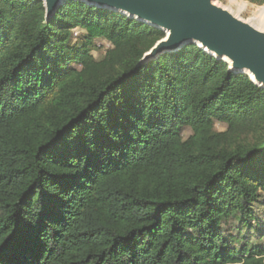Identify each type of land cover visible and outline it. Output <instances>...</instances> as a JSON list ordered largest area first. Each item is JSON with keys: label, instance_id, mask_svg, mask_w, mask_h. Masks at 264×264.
I'll use <instances>...</instances> for the list:
<instances>
[{"label": "trees", "instance_id": "trees-1", "mask_svg": "<svg viewBox=\"0 0 264 264\" xmlns=\"http://www.w3.org/2000/svg\"><path fill=\"white\" fill-rule=\"evenodd\" d=\"M164 36L0 0V264H264V89Z\"/></svg>", "mask_w": 264, "mask_h": 264}, {"label": "water", "instance_id": "water-1", "mask_svg": "<svg viewBox=\"0 0 264 264\" xmlns=\"http://www.w3.org/2000/svg\"><path fill=\"white\" fill-rule=\"evenodd\" d=\"M63 1L42 0L44 18L48 19ZM80 1L109 8L163 31L165 36L143 54L142 62L186 44H195L212 57L226 62L229 71L246 74L264 89V31L212 0ZM244 69L249 70L254 79Z\"/></svg>", "mask_w": 264, "mask_h": 264}, {"label": "rangeland", "instance_id": "rangeland-1", "mask_svg": "<svg viewBox=\"0 0 264 264\" xmlns=\"http://www.w3.org/2000/svg\"><path fill=\"white\" fill-rule=\"evenodd\" d=\"M216 5L222 7V8H225L227 9L228 11H230L233 15H235L236 17L240 18L241 20L253 25L255 28L259 29L257 26V23L254 22V14L256 13L257 10H261L262 11L264 10V6L263 5H256V4H253V3H250L246 0H239V3H241L243 6L242 7H238L237 4H234L232 3L233 0H212ZM264 30V26L260 27ZM79 31L78 30H75V35H77ZM97 46L99 47L97 50H95L93 52L94 56L96 58H101L103 55H104V52L107 48L110 47V44L108 42H106L105 40H98L97 41ZM217 128L222 130L224 128L223 125H217ZM186 135L189 134V130H185V133ZM259 214H263L264 213V207L261 208L259 211H258ZM263 216V223H264V214L262 215ZM241 234H243V231L241 232ZM246 237H249L250 240L252 242H255V238L253 236V234L251 233H246L245 234ZM240 236V234H239ZM263 240V239H262Z\"/></svg>", "mask_w": 264, "mask_h": 264}, {"label": "bare ground", "instance_id": "bare-ground-1", "mask_svg": "<svg viewBox=\"0 0 264 264\" xmlns=\"http://www.w3.org/2000/svg\"><path fill=\"white\" fill-rule=\"evenodd\" d=\"M215 3H216V2H215ZM232 3L237 4L239 8H240V7L243 8V6H244V5H242L241 3H239V0H233ZM253 19H254V22L257 23V26H259L258 28H259L261 31H264L262 28H260V27L264 26V10H263V11H262V9H261V10H257L256 13L254 14ZM194 42H196L198 45H200V42L198 43L196 40H195ZM205 50L208 51L207 48H205ZM224 59L227 60V57L224 56ZM244 71H245L246 73H248V74L250 75L251 78H253V75L250 73L249 70L244 69ZM253 79H254V78H253Z\"/></svg>", "mask_w": 264, "mask_h": 264}, {"label": "built area", "instance_id": "built-area-1", "mask_svg": "<svg viewBox=\"0 0 264 264\" xmlns=\"http://www.w3.org/2000/svg\"><path fill=\"white\" fill-rule=\"evenodd\" d=\"M263 240H262V243H263V245H264V236H263V238H262Z\"/></svg>", "mask_w": 264, "mask_h": 264}]
</instances>
